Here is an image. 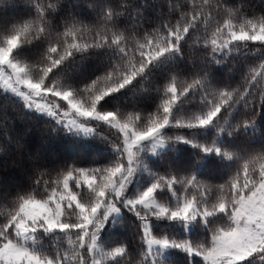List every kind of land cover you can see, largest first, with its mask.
<instances>
[{
	"label": "snow or ice",
	"instance_id": "obj_1",
	"mask_svg": "<svg viewBox=\"0 0 264 264\" xmlns=\"http://www.w3.org/2000/svg\"><path fill=\"white\" fill-rule=\"evenodd\" d=\"M153 4L0 0V264H264V0Z\"/></svg>",
	"mask_w": 264,
	"mask_h": 264
},
{
	"label": "trees",
	"instance_id": "obj_2",
	"mask_svg": "<svg viewBox=\"0 0 264 264\" xmlns=\"http://www.w3.org/2000/svg\"><path fill=\"white\" fill-rule=\"evenodd\" d=\"M144 0H135V6L136 7H142V3ZM149 7L145 8L146 15L153 16L155 15V8L156 5L153 4L154 0H147ZM257 3V6L259 4V0H255ZM7 115L8 117H18L20 115L24 116V122L25 124H33V123H42L43 118L37 116L34 113H27L24 112L22 109V105L20 102L14 98L7 95H0V118H2L4 115ZM70 138H66L61 140V142L54 144L50 147H48L44 152V158L45 159H51L53 156H72L75 154L74 152V146H72L70 143ZM33 144H35V138H33Z\"/></svg>",
	"mask_w": 264,
	"mask_h": 264
},
{
	"label": "rangeland",
	"instance_id": "obj_3",
	"mask_svg": "<svg viewBox=\"0 0 264 264\" xmlns=\"http://www.w3.org/2000/svg\"><path fill=\"white\" fill-rule=\"evenodd\" d=\"M0 91H2V90H0Z\"/></svg>",
	"mask_w": 264,
	"mask_h": 264
}]
</instances>
